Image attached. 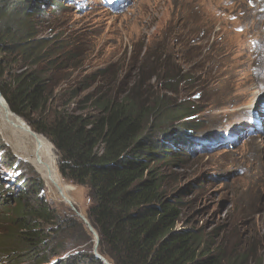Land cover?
<instances>
[{
	"label": "trees",
	"instance_id": "16d2710c",
	"mask_svg": "<svg viewBox=\"0 0 264 264\" xmlns=\"http://www.w3.org/2000/svg\"><path fill=\"white\" fill-rule=\"evenodd\" d=\"M39 2L0 0V93L51 142L61 177L86 187L84 216L98 235L97 252L112 264H264V233L241 242L219 225L184 220L196 201L169 183L170 169L184 161L177 151L184 155L192 141L185 129H200L194 118L201 111L190 96L204 91V76L207 86L214 82L203 65L210 60L197 54L176 70L166 47L142 50L127 82L122 68L100 69L95 80L106 75L104 82L73 110L55 102L48 76L64 66L55 52L71 48L72 33L50 28L45 36ZM193 22L171 29L168 41L188 48L200 28ZM145 54L156 57L155 66H139ZM194 62L198 67L189 68ZM3 193L0 264H104L83 220L72 211L60 214L39 195L37 182Z\"/></svg>",
	"mask_w": 264,
	"mask_h": 264
},
{
	"label": "rangeland",
	"instance_id": "374dc122",
	"mask_svg": "<svg viewBox=\"0 0 264 264\" xmlns=\"http://www.w3.org/2000/svg\"><path fill=\"white\" fill-rule=\"evenodd\" d=\"M38 6L48 20L45 36L50 28L72 33L71 48L55 52L64 66L55 67L48 76L55 102L73 110H79L84 104L79 101L104 82L106 75L95 80L100 69L110 66L112 74L122 68L127 82L142 50L154 48L159 53L166 47L176 70L185 68L197 54L210 60L203 65L212 68L215 83L207 86L204 76V91H198L197 98L196 92L190 96L201 111L194 118L200 129H185L187 136L193 135V144L185 145L184 155L177 151L184 161L170 169L174 176L169 183L184 200L196 201L184 220L207 228L219 225L223 233H237L241 242L250 236L262 237L264 117L254 116H263L264 76L258 68L264 55V0H128L118 11L101 6L98 0H40ZM189 19L200 28L194 27L195 39L181 50L180 43L169 42L167 35ZM143 57L139 66L157 63L156 57ZM198 65L194 62L189 68ZM15 140L8 130L0 131V197L5 190L17 191L35 181L39 195L60 214L74 212L73 206L84 215L89 204L86 187L60 175L71 206L23 158ZM55 156L58 170L56 150Z\"/></svg>",
	"mask_w": 264,
	"mask_h": 264
},
{
	"label": "bare ground",
	"instance_id": "6f19581e",
	"mask_svg": "<svg viewBox=\"0 0 264 264\" xmlns=\"http://www.w3.org/2000/svg\"><path fill=\"white\" fill-rule=\"evenodd\" d=\"M100 1L104 2L105 0ZM261 56L263 58L260 61L261 67L258 68V71L264 76V55ZM261 114L264 115L262 112ZM6 130L15 137V145L23 152V158L35 167L47 183L56 188L64 200H67L66 190L68 187L62 183L57 170V158L53 145L44 135L33 131L26 121L14 114L9 109L3 96L0 95V131L4 132Z\"/></svg>",
	"mask_w": 264,
	"mask_h": 264
},
{
	"label": "water",
	"instance_id": "95a60500",
	"mask_svg": "<svg viewBox=\"0 0 264 264\" xmlns=\"http://www.w3.org/2000/svg\"><path fill=\"white\" fill-rule=\"evenodd\" d=\"M1 95V93H0ZM15 114V113H14ZM67 201L70 203V205L72 206L71 202L67 199ZM73 211L75 212V214L81 219L83 220V222L85 223V225L87 226V228L92 232L93 236H94V246H93V253L99 257L104 264H112L109 261H107V259L103 256H101L98 252H97V246H98V235L97 233L93 230L91 224L88 222V220L86 219V217L80 213L79 211H77L73 206H72Z\"/></svg>",
	"mask_w": 264,
	"mask_h": 264
},
{
	"label": "clouds",
	"instance_id": "9594fccd",
	"mask_svg": "<svg viewBox=\"0 0 264 264\" xmlns=\"http://www.w3.org/2000/svg\"><path fill=\"white\" fill-rule=\"evenodd\" d=\"M192 144V143H191Z\"/></svg>",
	"mask_w": 264,
	"mask_h": 264
}]
</instances>
